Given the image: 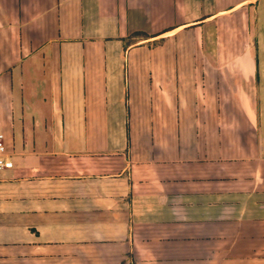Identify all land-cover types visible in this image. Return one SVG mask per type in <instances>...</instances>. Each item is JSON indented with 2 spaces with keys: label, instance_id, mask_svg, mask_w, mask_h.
Wrapping results in <instances>:
<instances>
[{
  "label": "crops",
  "instance_id": "crops-1",
  "mask_svg": "<svg viewBox=\"0 0 264 264\" xmlns=\"http://www.w3.org/2000/svg\"><path fill=\"white\" fill-rule=\"evenodd\" d=\"M263 93L264 0H0V264H264Z\"/></svg>",
  "mask_w": 264,
  "mask_h": 264
},
{
  "label": "rangeland",
  "instance_id": "rangeland-1",
  "mask_svg": "<svg viewBox=\"0 0 264 264\" xmlns=\"http://www.w3.org/2000/svg\"><path fill=\"white\" fill-rule=\"evenodd\" d=\"M231 24H233V23H231ZM230 24V25H231ZM225 30H223L224 31V33H226V34H234V35H237V34H240V28L239 27H234V26H227L226 28H224ZM259 44L258 43H254L253 45H252V47H253V50H257L258 51V49H259ZM222 49H230V50H234V51H237V52H241V51H243V49H245V44L244 43H241V42H236V43H230V44H228L227 43V45H222ZM244 63H245V61L244 60H242L241 61V63H239L238 65H237V67H238V70H242L243 68H244ZM237 79H238V82H242L243 80H241V77H240V75H238L237 76ZM254 79V78H253ZM246 81V80H245ZM253 82H254V80H253ZM264 94V93H263ZM237 95L239 96V97H241V98H244L245 97V95H244V92L243 91H238L237 92ZM3 172H6V171H3ZM3 172H0V173H3Z\"/></svg>",
  "mask_w": 264,
  "mask_h": 264
},
{
  "label": "built area",
  "instance_id": "built-area-1",
  "mask_svg": "<svg viewBox=\"0 0 264 264\" xmlns=\"http://www.w3.org/2000/svg\"><path fill=\"white\" fill-rule=\"evenodd\" d=\"M13 153L9 148L6 136L0 133V172L14 168Z\"/></svg>",
  "mask_w": 264,
  "mask_h": 264
}]
</instances>
